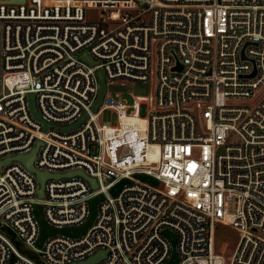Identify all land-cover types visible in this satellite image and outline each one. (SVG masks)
<instances>
[{
	"label": "built area",
	"instance_id": "obj_1",
	"mask_svg": "<svg viewBox=\"0 0 264 264\" xmlns=\"http://www.w3.org/2000/svg\"><path fill=\"white\" fill-rule=\"evenodd\" d=\"M151 76L153 97L107 95ZM263 86L264 0H0V264H264V96L244 102ZM99 195L83 234L36 245L37 204L72 229ZM217 224L239 234L228 262Z\"/></svg>",
	"mask_w": 264,
	"mask_h": 264
},
{
	"label": "rangeland",
	"instance_id": "obj_2",
	"mask_svg": "<svg viewBox=\"0 0 264 264\" xmlns=\"http://www.w3.org/2000/svg\"><path fill=\"white\" fill-rule=\"evenodd\" d=\"M102 16L101 10L99 8H89L86 10V18L88 20H96ZM155 91V77L151 76L147 82H138L132 81L124 78L114 79L107 83V95H123L126 98H131L134 96H149L153 97ZM264 96V86L255 92V95L244 102L250 105H255L259 102ZM198 124L200 127H203L204 121L198 115L197 116ZM98 121H110L111 123H116L115 114L106 110L101 113ZM237 137L234 134H231L227 138L226 144L235 142ZM218 153H224V147H219ZM214 247L215 251L221 254L225 261L228 262L232 256V253L235 249L236 243L238 241V231L230 225L217 224L215 225L214 232ZM19 249L28 253V247L22 242H15Z\"/></svg>",
	"mask_w": 264,
	"mask_h": 264
},
{
	"label": "water",
	"instance_id": "obj_3",
	"mask_svg": "<svg viewBox=\"0 0 264 264\" xmlns=\"http://www.w3.org/2000/svg\"><path fill=\"white\" fill-rule=\"evenodd\" d=\"M84 57V56H82ZM99 77H100V85H101V88H100V91L98 93V98L93 106V110L96 111L97 107L100 105L101 101H102V98H103V95L105 93V82H104V78L101 74H99ZM30 107H31V110L33 112V114L35 116H37V112L35 110V105H34V99H33V95H30ZM86 116L84 115L83 118H85ZM36 150H37V147H34L28 154H25V155H22V156H19L18 159L26 166L28 167L31 171H33L35 174H36V177H37V180L39 182V188H38V191H37V194L38 196H42L43 195V184H44V181L45 179L50 176L49 173L47 172H40V171H37L34 166H33V159L35 157V153H36ZM4 161L0 162V165L3 163ZM80 174L86 178L89 183L92 185V187H95L96 183H95V180L91 177H88L86 174L84 173H81ZM138 177L150 182V183H153V184H156V180L152 179L151 177L149 176H146V175H139ZM124 182V181H123ZM122 183H119L118 185H116L112 190V194H116V192L118 191V189L121 187ZM102 196L99 195V196H96L94 198H92L90 200V214H89V217L86 221V223L81 226V227H78V228H72V229H63V230H56L54 228H52L51 226H49L46 221L43 219V216H42V211H41V205L37 204L35 206V215H36V218L38 220V223L40 225V235H39V238H38V241L36 243V245L38 247L41 246L43 240L50 234V233H53V232H64V233H67L69 235H78V234H83L86 229L90 226L94 216H95V213H96V204L98 202L99 199H101ZM169 237L171 238L172 240V245L174 246V240H175V236L172 235V234H168ZM103 252H98L97 254H94L92 256H90L88 259L82 261V262H78V263H74V264H93L94 262H96L102 255ZM177 261V257H176V253H175V250L173 249V257L172 259L167 263V264H175Z\"/></svg>",
	"mask_w": 264,
	"mask_h": 264
}]
</instances>
